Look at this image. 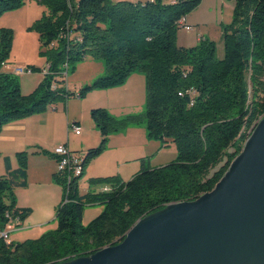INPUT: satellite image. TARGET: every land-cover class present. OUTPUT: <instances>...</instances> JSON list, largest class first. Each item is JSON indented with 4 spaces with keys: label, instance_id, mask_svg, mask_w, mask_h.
<instances>
[{
    "label": "trees",
    "instance_id": "16d2710c",
    "mask_svg": "<svg viewBox=\"0 0 264 264\" xmlns=\"http://www.w3.org/2000/svg\"><path fill=\"white\" fill-rule=\"evenodd\" d=\"M34 1L45 9L31 30L48 57L47 74L33 94L23 95L17 77L2 71L13 35L0 30V133L10 123L45 112L49 103L75 96L59 89L56 77L63 76L62 66L87 58L101 61L105 75L84 86L78 98L121 87L132 74H140L144 113L116 118L102 108L90 111L100 142L82 160L77 158L79 177L67 181L61 173L53 176L62 190L55 230L17 243L0 238V264H60L120 243L140 218L210 192L264 116V0H235L232 19L223 29L222 59L207 39L191 48L176 44L180 20L202 0ZM25 2L0 0V16ZM192 89L191 99L184 94ZM141 121L149 140L175 147V159L161 168H143L126 182L118 176L91 179V187L108 185L111 190L96 193L93 188L79 195L83 171L103 154L109 137ZM16 159L15 170L5 159L6 174L0 177V232L6 213L19 214L21 224L29 215L16 208L14 195L16 188L26 186L27 153L16 154ZM94 205H102L103 211L82 225L84 208Z\"/></svg>",
    "mask_w": 264,
    "mask_h": 264
},
{
    "label": "water",
    "instance_id": "95a60500",
    "mask_svg": "<svg viewBox=\"0 0 264 264\" xmlns=\"http://www.w3.org/2000/svg\"><path fill=\"white\" fill-rule=\"evenodd\" d=\"M60 264H264V116L210 192L168 204L120 243Z\"/></svg>",
    "mask_w": 264,
    "mask_h": 264
},
{
    "label": "rangeland",
    "instance_id": "374dc122",
    "mask_svg": "<svg viewBox=\"0 0 264 264\" xmlns=\"http://www.w3.org/2000/svg\"><path fill=\"white\" fill-rule=\"evenodd\" d=\"M234 5L235 0H202L201 5L198 6L192 13H190L191 19H196L201 23L198 25V27L193 25L194 27L191 28L190 32H187L183 28L177 29V46L191 48L197 46L200 40L207 39L215 43L216 58L222 59L224 55L223 29L224 26L228 25L232 19ZM44 12L45 9L42 6L38 5L36 1L26 0L25 5L20 9L6 12L0 16V30H10L13 35L11 50L8 58L5 61V63H7L6 66H21L31 69L34 68L32 69V73L17 77L21 93L25 96L31 95L36 91L39 83L43 80L41 72L48 63V57L41 54V50L37 42V36L35 32L31 30L32 24L36 20L40 19L41 15ZM199 28L204 29H202V31H198L197 29ZM199 35L202 38L198 37ZM61 69L63 76L56 77V80L59 82L57 83V87L59 89L61 88L62 90L67 91L68 94L75 96L69 97L64 102L56 101L53 103H49L46 107L45 112L19 120V123H24V125L26 126L25 136L27 138H30L31 141H37L40 147H43V145L47 146L48 144H52L57 141V134H60V130L64 128L66 118L69 121H72V119L68 117V112H70V114L72 111H76L75 113H80L82 112L84 107H86L85 105L87 103H90L91 99H94L92 98L93 96H88L89 93L86 94L87 96L84 95L81 98L76 97L80 90L84 86L88 85L85 82H90L91 84L97 78L103 77L105 75L103 63L101 61H94L90 58H87L80 62H71L68 64L67 68L64 65ZM65 72L67 73L66 76H64ZM41 94L42 92H39L38 96H40ZM85 96L87 98H85ZM84 98L85 102H80ZM143 107L132 112L131 115L142 116L144 113ZM69 124H72V122H70ZM131 126H133L134 129L142 128L145 130L144 121L139 122L137 125ZM129 127L122 129L114 135L124 133V131L126 132ZM135 138L136 137H132V139ZM108 144L109 140L107 141L105 151H107ZM5 150L7 149H3V147L1 148L0 144V152ZM105 151L103 153H105ZM165 153L167 160H169L170 162H172L176 157V150L174 146L168 147ZM74 156L82 160L84 157V153L79 151L74 152ZM127 165L128 164H123L120 167L123 176H129L128 174H132L133 172V166ZM85 176L86 175L82 176V178L80 179V193H85L88 190V187L90 189H96L102 186L98 185L96 187H91L89 184L90 179ZM21 193L22 195H24L27 201H31L32 204H35L39 207L43 198L49 197L51 195L53 197L54 191H48V189L42 187L41 193H39V195L42 196L41 198L39 197V195H37L38 191L31 187L27 192ZM102 211V205L85 207L82 215V225L86 226L87 224H89ZM54 218L52 220H43L34 215L32 218H30V220L21 224L22 230L19 231L18 236L13 238V232L10 234V239L14 241L13 243L21 242L24 239H37L42 235L55 230L56 223L54 221ZM38 223H41L42 225L39 224L40 226L37 225L38 227H33ZM26 226L32 227H30V229L25 228Z\"/></svg>",
    "mask_w": 264,
    "mask_h": 264
},
{
    "label": "crops",
    "instance_id": "0c3cea01",
    "mask_svg": "<svg viewBox=\"0 0 264 264\" xmlns=\"http://www.w3.org/2000/svg\"><path fill=\"white\" fill-rule=\"evenodd\" d=\"M131 1L145 2L146 0ZM185 22L192 28L194 26L198 27L201 23L196 19H191L190 14L185 17ZM202 29L204 28L197 30L202 31ZM198 37L201 36L199 35ZM181 47L184 48L183 46ZM6 65L7 63L2 66V71L9 73L8 69L12 66ZM85 83L90 84V82ZM86 96L85 98H87ZM88 96H93L92 98L94 99H91L90 103L85 105L86 107H84L82 112L75 113L76 111H72L71 114L68 112V117L72 121L66 118L64 128L60 130V134H57L58 138L55 143L40 147L37 141H31L30 138L25 136L26 126L24 123H19V121L10 123L2 129L0 144L1 148L3 147V149L7 150H5L6 152H0V177L6 174L5 159H8L11 170H15L18 166L16 154L20 152L27 153L26 186L16 188L14 191L16 195V208L21 211H29V215L23 221L24 223L34 215L43 220H52L55 215V209L60 204V200H62V190L53 182V176L57 174V159L53 155L52 150L59 145H65L70 152L79 151L85 153L88 149L96 147L100 142V136L91 121L90 111L95 108H102L116 118L131 115L132 112L141 109L144 105L145 80L140 74H132L123 86L108 90L92 91ZM85 98L80 102L84 103ZM70 122L78 124L81 127V134L79 136L68 132L67 128ZM131 136L136 138L132 139ZM170 146L173 145L149 140L144 129H134L133 126H130L126 132L124 131V133L109 137L107 151L90 162L83 171V176L86 175L85 177L91 180L117 175L121 181H129L143 168L156 169L169 164L170 161L167 160L165 151ZM123 164L133 166L132 174H128L129 176L122 175L120 167ZM80 185L79 181V195L83 196L90 188L88 187L85 193H80ZM30 187L38 191L37 195L41 193L42 187L48 189V191H54L53 197L51 195L43 198L38 207L32 204L31 201H27L21 193L27 192ZM39 197L41 198L42 196L39 195ZM39 224L41 223L35 224L33 227H38L40 226ZM30 227L32 226H26L25 228ZM21 230L22 227L14 232L13 238L18 236ZM25 240L28 239H24L21 242ZM11 241L14 242L12 239Z\"/></svg>",
    "mask_w": 264,
    "mask_h": 264
},
{
    "label": "built area",
    "instance_id": "2783aa9c",
    "mask_svg": "<svg viewBox=\"0 0 264 264\" xmlns=\"http://www.w3.org/2000/svg\"><path fill=\"white\" fill-rule=\"evenodd\" d=\"M179 28L185 29L187 32L191 31V26L186 24L185 18H182L179 22ZM4 66V65H3ZM9 73L15 75L16 77L24 76L27 74H30L33 72L31 68H24L21 66H15L8 69ZM48 70V65L42 70V75H46ZM67 73L65 72L64 76H66ZM57 89L55 84L51 85V90L55 91ZM179 96L183 95V92L178 94ZM191 99L193 96H195V90L192 89V94L188 95ZM77 97V95H76ZM193 104V100H191L190 105ZM68 132H71L75 134L76 136H79L81 134V127L78 124H69L67 128ZM53 155L57 159V173H61L65 175L67 178V181H70L71 179L75 177H79L81 175V171H76V159L73 154L70 153L68 148L65 145H59L55 147L52 150ZM111 190L110 186L108 185H102L95 189L96 193H108ZM6 218L8 219L7 224L0 232V238L6 243H11L10 234L13 232H16L21 227V219L19 214L13 215V212L6 213Z\"/></svg>",
    "mask_w": 264,
    "mask_h": 264
},
{
    "label": "bare ground",
    "instance_id": "6f19581e",
    "mask_svg": "<svg viewBox=\"0 0 264 264\" xmlns=\"http://www.w3.org/2000/svg\"><path fill=\"white\" fill-rule=\"evenodd\" d=\"M184 95H191V94H184ZM259 121H260V120H259ZM259 121H258V122H259ZM258 122H257V123H258ZM78 163H79V161H78V159H76V171H81V169H80Z\"/></svg>",
    "mask_w": 264,
    "mask_h": 264
}]
</instances>
